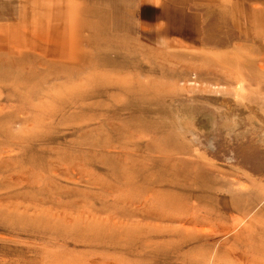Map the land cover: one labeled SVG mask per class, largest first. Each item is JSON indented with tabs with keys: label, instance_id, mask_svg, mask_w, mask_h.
I'll return each instance as SVG.
<instances>
[{
	"label": "rangeland",
	"instance_id": "rangeland-1",
	"mask_svg": "<svg viewBox=\"0 0 264 264\" xmlns=\"http://www.w3.org/2000/svg\"><path fill=\"white\" fill-rule=\"evenodd\" d=\"M230 7L198 43L135 0H0V264H264V13Z\"/></svg>",
	"mask_w": 264,
	"mask_h": 264
},
{
	"label": "crops",
	"instance_id": "crops-1",
	"mask_svg": "<svg viewBox=\"0 0 264 264\" xmlns=\"http://www.w3.org/2000/svg\"><path fill=\"white\" fill-rule=\"evenodd\" d=\"M233 6V8H227V12H254V13H264V9H254L251 6L264 4V0H135V11L139 9L150 23L155 22L158 19H163L166 21L174 22L171 27L176 28L184 32L186 41L205 43L206 40L201 38V29H206L205 20L201 12L212 11L211 6H222L228 4ZM153 6V7H152ZM236 6V7H234ZM239 6V8H238ZM149 7V8H147ZM152 8V9H151ZM80 13H85L87 10L81 7L77 9ZM204 10V11H203ZM260 10V11H257ZM176 13L175 18L168 17L167 15L161 16V13ZM180 16H178L179 14ZM264 19V17L262 18ZM252 21L256 22V18L253 16ZM257 27L256 24H254ZM260 26V25H258ZM170 27V28H171ZM200 29V30H199ZM260 29L264 30L263 26ZM261 34L252 33L251 37H264V31L260 30Z\"/></svg>",
	"mask_w": 264,
	"mask_h": 264
},
{
	"label": "bare ground",
	"instance_id": "bare-ground-1",
	"mask_svg": "<svg viewBox=\"0 0 264 264\" xmlns=\"http://www.w3.org/2000/svg\"><path fill=\"white\" fill-rule=\"evenodd\" d=\"M145 95H148V94H145ZM182 185V184H181ZM153 217H155V216H159L158 214H155V215H152ZM160 217H162L163 218V216H160ZM173 243H169L168 245H172ZM204 263V262H203Z\"/></svg>",
	"mask_w": 264,
	"mask_h": 264
}]
</instances>
